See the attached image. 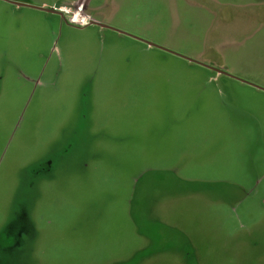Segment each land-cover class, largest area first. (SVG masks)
Returning a JSON list of instances; mask_svg holds the SVG:
<instances>
[{
    "label": "rangeland",
    "instance_id": "374dc122",
    "mask_svg": "<svg viewBox=\"0 0 264 264\" xmlns=\"http://www.w3.org/2000/svg\"><path fill=\"white\" fill-rule=\"evenodd\" d=\"M84 2L0 1V264H264V0Z\"/></svg>",
    "mask_w": 264,
    "mask_h": 264
},
{
    "label": "built area",
    "instance_id": "2783aa9c",
    "mask_svg": "<svg viewBox=\"0 0 264 264\" xmlns=\"http://www.w3.org/2000/svg\"><path fill=\"white\" fill-rule=\"evenodd\" d=\"M56 10L61 12L62 16L67 19V22L73 25L82 27L95 22L90 15L86 13V3L84 0H79L71 6H60Z\"/></svg>",
    "mask_w": 264,
    "mask_h": 264
},
{
    "label": "flooded vegetation",
    "instance_id": "af4514ba",
    "mask_svg": "<svg viewBox=\"0 0 264 264\" xmlns=\"http://www.w3.org/2000/svg\"><path fill=\"white\" fill-rule=\"evenodd\" d=\"M56 10V9H55ZM58 11V10H57ZM37 168H43V167H45V169H47V173L45 174V175H47V176H52V174H53V171H54V165H52V160H47V161H43V162H40L37 166H36ZM153 189H156V188H151L150 190H149V192H148V194H147V197L149 198L150 196H152V195H157V199H156V201L155 202H152V205H151V207H150V210H151V215L153 214V212H155L154 210H155V207H156V205L159 203V202H161V201H159V200H161L162 198H164V197H166V196H170V194H169V192L171 191L170 189H168V187L167 186H164V187H159L158 189H157V191L156 190H153ZM131 210L133 211H136V209L134 208V207H132L131 208ZM24 231V230H23ZM23 231H21L20 230V234H17L16 235V237H18V238H21L22 237V235H21V232H23ZM17 232V231H16ZM14 238H15V236H14Z\"/></svg>",
    "mask_w": 264,
    "mask_h": 264
},
{
    "label": "crops",
    "instance_id": "0c3cea01",
    "mask_svg": "<svg viewBox=\"0 0 264 264\" xmlns=\"http://www.w3.org/2000/svg\"><path fill=\"white\" fill-rule=\"evenodd\" d=\"M0 1H1V3H7L8 5H10L11 8H14L15 11L25 10L26 11L25 15H27L28 13H29L28 15H32L30 13H34V12H32L33 10H31V9H34V10L36 9L37 11H43V10H40L38 8L31 7L30 4H34V1H32V0H0ZM19 4H23L24 6L23 5L20 6ZM40 4L41 5L39 8H47V7H45V5H43V3H40ZM56 9H57V7H56ZM23 17L20 16L21 25L25 24V22H26L23 19ZM175 196H177V195H174V197Z\"/></svg>",
    "mask_w": 264,
    "mask_h": 264
},
{
    "label": "water",
    "instance_id": "95a60500",
    "mask_svg": "<svg viewBox=\"0 0 264 264\" xmlns=\"http://www.w3.org/2000/svg\"><path fill=\"white\" fill-rule=\"evenodd\" d=\"M19 5L22 6L23 4H19ZM23 6H24V5H23ZM38 9L43 10V11H46V12H49V13L59 14V15L62 16L61 12H59V11H57V10H55V9H48V8H38ZM92 24H96V25L101 26V27H106L105 25H103V24H99V23H97V22H94V23H92Z\"/></svg>",
    "mask_w": 264,
    "mask_h": 264
}]
</instances>
